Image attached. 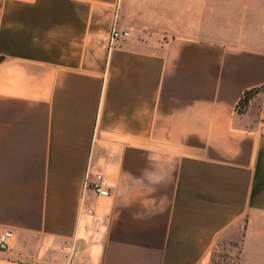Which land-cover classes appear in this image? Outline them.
Listing matches in <instances>:
<instances>
[{
  "label": "crops",
  "instance_id": "crops-1",
  "mask_svg": "<svg viewBox=\"0 0 264 264\" xmlns=\"http://www.w3.org/2000/svg\"><path fill=\"white\" fill-rule=\"evenodd\" d=\"M3 231L0 264H264V0H0Z\"/></svg>",
  "mask_w": 264,
  "mask_h": 264
},
{
  "label": "built area",
  "instance_id": "built-area-1",
  "mask_svg": "<svg viewBox=\"0 0 264 264\" xmlns=\"http://www.w3.org/2000/svg\"><path fill=\"white\" fill-rule=\"evenodd\" d=\"M129 36L130 33L128 31H117L113 29L110 36L109 44L113 47L117 46L118 43L126 40ZM92 189L93 192L97 195L104 194L106 190H108V183L100 174H97L94 178V181L92 182ZM12 239V231H3L0 234V249H6Z\"/></svg>",
  "mask_w": 264,
  "mask_h": 264
},
{
  "label": "trees",
  "instance_id": "trees-1",
  "mask_svg": "<svg viewBox=\"0 0 264 264\" xmlns=\"http://www.w3.org/2000/svg\"><path fill=\"white\" fill-rule=\"evenodd\" d=\"M256 93V90H250L243 95L242 99L238 103L239 112H244L247 109L249 101L252 100Z\"/></svg>",
  "mask_w": 264,
  "mask_h": 264
},
{
  "label": "rangeland",
  "instance_id": "rangeland-1",
  "mask_svg": "<svg viewBox=\"0 0 264 264\" xmlns=\"http://www.w3.org/2000/svg\"><path fill=\"white\" fill-rule=\"evenodd\" d=\"M218 264H233L232 261L224 260V259H217Z\"/></svg>",
  "mask_w": 264,
  "mask_h": 264
}]
</instances>
